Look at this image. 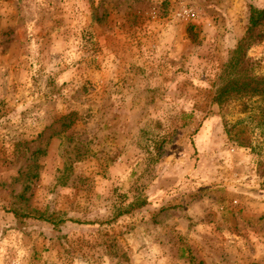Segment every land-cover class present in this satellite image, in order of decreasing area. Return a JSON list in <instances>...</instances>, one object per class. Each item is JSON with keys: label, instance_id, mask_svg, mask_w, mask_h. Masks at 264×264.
<instances>
[{"label": "rangeland", "instance_id": "1", "mask_svg": "<svg viewBox=\"0 0 264 264\" xmlns=\"http://www.w3.org/2000/svg\"><path fill=\"white\" fill-rule=\"evenodd\" d=\"M252 8L0 0V264H264V98L213 100Z\"/></svg>", "mask_w": 264, "mask_h": 264}, {"label": "trees", "instance_id": "2", "mask_svg": "<svg viewBox=\"0 0 264 264\" xmlns=\"http://www.w3.org/2000/svg\"><path fill=\"white\" fill-rule=\"evenodd\" d=\"M264 24V9L252 8L249 15V26L245 37L239 42L238 46L231 51V58L226 65V74L230 78L218 79V85L214 94V102L222 104L232 98L261 97L264 98V77H253L246 75L248 61L245 58V50L250 46L259 43L264 38L261 30ZM17 218H27L15 211Z\"/></svg>", "mask_w": 264, "mask_h": 264}]
</instances>
